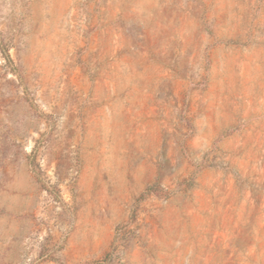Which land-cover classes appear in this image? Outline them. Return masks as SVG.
Returning <instances> with one entry per match:
<instances>
[{"label": "rangeland", "instance_id": "rangeland-1", "mask_svg": "<svg viewBox=\"0 0 264 264\" xmlns=\"http://www.w3.org/2000/svg\"><path fill=\"white\" fill-rule=\"evenodd\" d=\"M0 264H264V0H0Z\"/></svg>", "mask_w": 264, "mask_h": 264}]
</instances>
